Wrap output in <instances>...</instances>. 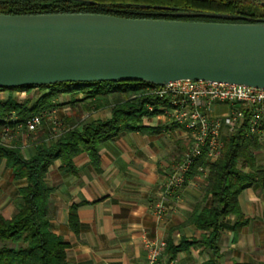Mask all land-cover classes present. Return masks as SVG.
<instances>
[{
    "label": "trees",
    "instance_id": "obj_1",
    "mask_svg": "<svg viewBox=\"0 0 264 264\" xmlns=\"http://www.w3.org/2000/svg\"><path fill=\"white\" fill-rule=\"evenodd\" d=\"M0 14H91L134 20L264 24V0H0ZM148 86L145 82H106L0 89L1 92L43 91L34 100L18 102L12 96L0 100V136L6 128L16 129L36 115L53 111L56 101L64 95L74 97L84 93L86 100L94 99L82 109L73 108L67 122L70 126L80 122L93 106L97 109L112 107L110 119L82 123L80 129H71L56 141L46 140L50 124L43 121L38 137L28 134L30 143H37L31 158H27L20 147L0 143V166L6 161L14 175L26 182L20 189L23 203L18 213L10 220L0 217V264H68L69 245L53 232L48 217L52 191L46 184L47 173L59 160L64 171L75 174V158L83 153L98 166L99 146L122 133H160L162 129L144 126L143 119L159 115V105H168L143 95ZM149 106L155 110L150 112ZM243 113L245 119L241 125L223 140L221 156L212 162L207 156L208 150L204 149L191 166L187 179L208 172L204 197L188 222L203 234L200 239L182 238L177 245L168 242L165 252L168 260L177 259L179 253L192 247L204 246L208 254L204 264H221L223 223L234 218L235 235L249 223L240 208L239 196L254 185L264 189V167L257 162V154L264 150L261 142L264 125L252 133V111L245 109ZM209 201L210 206L207 205ZM78 208V205L70 208L69 225L75 233L80 227Z\"/></svg>",
    "mask_w": 264,
    "mask_h": 264
},
{
    "label": "crops",
    "instance_id": "obj_2",
    "mask_svg": "<svg viewBox=\"0 0 264 264\" xmlns=\"http://www.w3.org/2000/svg\"><path fill=\"white\" fill-rule=\"evenodd\" d=\"M61 105L56 102L57 115L68 117L73 108L82 109L93 100L76 95ZM76 101V103H74ZM56 104V105H57ZM109 106L91 108V120L111 118ZM206 110V107L203 106ZM241 107L216 102L207 114L222 123L221 138L228 137L224 125L227 116ZM144 126L162 129L157 134L122 133L99 146L100 163L94 166L83 153L75 158V174L63 170L56 161L47 173L46 184L52 193L48 217L53 232L69 245L68 264H144L146 241H172L182 238L200 239L203 232L188 225L197 205L204 197L208 172L187 179L185 184L165 194L169 176L191 148L190 133L177 126L162 111L145 117ZM34 149L24 152L27 158ZM258 165L264 167V150L257 154ZM19 180L6 161L0 166V217L12 219L22 205ZM163 202V213L157 206ZM240 208L249 223L238 235L234 218L223 223L221 264H264V189L254 185L239 196ZM78 205L79 232L69 225L70 208ZM210 206V201L207 203ZM166 257V256H165ZM181 264H204L208 260L204 246L192 247L178 254Z\"/></svg>",
    "mask_w": 264,
    "mask_h": 264
},
{
    "label": "water",
    "instance_id": "obj_3",
    "mask_svg": "<svg viewBox=\"0 0 264 264\" xmlns=\"http://www.w3.org/2000/svg\"><path fill=\"white\" fill-rule=\"evenodd\" d=\"M181 80L264 89V24L0 14V89Z\"/></svg>",
    "mask_w": 264,
    "mask_h": 264
},
{
    "label": "built area",
    "instance_id": "obj_4",
    "mask_svg": "<svg viewBox=\"0 0 264 264\" xmlns=\"http://www.w3.org/2000/svg\"><path fill=\"white\" fill-rule=\"evenodd\" d=\"M142 94L158 99L161 103L166 102L169 107L159 105L158 109L166 114L172 122L184 127L190 133L192 139L189 152L174 167L172 174L169 176L165 194H172L173 190L181 188L185 184L191 166L203 154L204 149L208 150L207 156L212 162L221 156L224 148V142L221 138L222 123L219 119L211 118L207 114L212 104L220 102L241 107L240 111L227 116L224 120L228 134L241 125L245 119L243 113L245 109L252 111L253 114L251 119L252 133L264 125V89L216 82L181 80L164 86H148ZM203 106L206 107V110L203 109ZM148 110L153 112L155 107L149 106ZM54 112L36 115L26 123L19 124L13 132L10 128H6L0 138V143L18 147L16 144L18 134L20 132L25 133V131L27 134H33L40 129L44 119L53 123V132L46 140H58L70 128H66L61 121L52 118ZM7 140L16 143L11 142L10 145ZM261 142L264 145V131L261 133ZM36 146V142L28 144L24 140L19 147L26 150ZM162 213L163 202H160L157 206V215L161 216ZM145 247L147 249V259L144 264H181L178 259L168 260L165 257L166 241H146Z\"/></svg>",
    "mask_w": 264,
    "mask_h": 264
},
{
    "label": "rangeland",
    "instance_id": "obj_5",
    "mask_svg": "<svg viewBox=\"0 0 264 264\" xmlns=\"http://www.w3.org/2000/svg\"><path fill=\"white\" fill-rule=\"evenodd\" d=\"M43 94V91H41L40 89H33V90H31V91H29V92H8V91H6V92H1L0 91V100L1 101H4V100H7L9 97H14L15 98V100H17L18 102H24V101H26V100H28V99H32V100H34V99H37L38 97H40L41 95ZM78 95H83V96H86L84 93H79ZM67 96H69V95H64V96H62L61 98H59V102L61 101V105H64V104H67L68 103V99H70V97H67ZM73 97V96H72ZM68 98V99H67ZM58 101V100H57ZM56 101V102H57ZM57 104V103H56ZM57 106H59L58 104H57ZM109 108V107H108ZM110 109H112V107H110ZM51 112H54V110L53 111H46V112H43V113H51ZM91 112V111H90ZM90 112H86V113H84V115H83V117L81 118V121L80 122H77L76 124H75V126H70L65 120H64V117L63 116H59V115H57V113L56 112H54L53 113V116H52V118H54V119H56V121L57 120H59V121H61L62 122V124L66 127V128H70L69 129V131L71 130V129H76V128H81L82 127V123H89V121L91 120V114H90ZM43 121H45V122H47V123H49L50 124V133H49V135H48V137L46 138V139H48L49 138V136L51 135V133L53 132V123L50 121V120H47V119H44ZM15 129H11V131L13 132ZM43 130V122H42V125H41V127H40V129H38L36 132H34L33 134L34 135H36V137H38V133L39 132H41ZM5 131V130H4ZM4 133V132H3ZM2 136V135H1ZM1 136H0V138H1ZM16 136H17V133H16ZM228 136H229V134H228ZM18 139H17V143L15 142V141H8V142H10V145L12 144L11 142H15L17 145H18V147L21 145V143H22V141H24V140H26L27 141V143L29 144L30 143V141H29V136H28V134L25 132H20L19 134H18ZM21 137V140L19 141V138ZM35 137V138H36ZM9 138V137H8ZM7 138V139H8ZM24 139V140H23ZM60 139V138H59ZM58 139V140H59ZM35 140V139H34ZM10 147H15V146H10ZM29 149H34V147H32V148H28V149H26V150H23V152H26V151H28ZM180 163V162H179ZM178 163V164H179Z\"/></svg>",
    "mask_w": 264,
    "mask_h": 264
}]
</instances>
